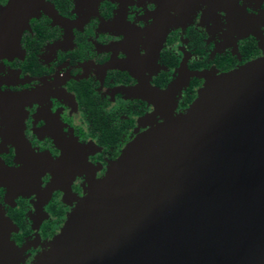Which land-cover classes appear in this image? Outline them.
Returning a JSON list of instances; mask_svg holds the SVG:
<instances>
[{
	"label": "flooded vegetation",
	"instance_id": "obj_1",
	"mask_svg": "<svg viewBox=\"0 0 264 264\" xmlns=\"http://www.w3.org/2000/svg\"><path fill=\"white\" fill-rule=\"evenodd\" d=\"M13 1L0 0V205L28 264L143 116L183 111L195 71L264 54V0Z\"/></svg>",
	"mask_w": 264,
	"mask_h": 264
},
{
	"label": "water",
	"instance_id": "obj_2",
	"mask_svg": "<svg viewBox=\"0 0 264 264\" xmlns=\"http://www.w3.org/2000/svg\"><path fill=\"white\" fill-rule=\"evenodd\" d=\"M194 74L184 110L143 116L28 264H264V54ZM12 227L0 205V264L25 262Z\"/></svg>",
	"mask_w": 264,
	"mask_h": 264
}]
</instances>
